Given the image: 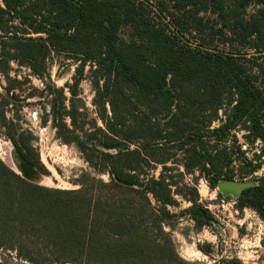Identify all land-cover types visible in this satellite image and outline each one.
Returning <instances> with one entry per match:
<instances>
[{"label":"trees","instance_id":"16d2710c","mask_svg":"<svg viewBox=\"0 0 264 264\" xmlns=\"http://www.w3.org/2000/svg\"><path fill=\"white\" fill-rule=\"evenodd\" d=\"M151 1L0 0V74L7 85L0 129L45 173L32 131L8 115L17 97L8 85L29 83L10 77L11 64L43 79L53 53L78 55L69 105L57 88L41 123L50 121L59 141L74 144L93 172H83L77 188L61 189L25 179L0 158V250L22 264H206L180 257L163 229L175 195L190 203L183 213L199 225L212 217L195 188L187 196L166 172L198 171L210 188L232 180L222 172L236 128L248 131L249 144L260 140L264 152V88L248 64L264 58V0H183L173 11ZM215 39L230 50L211 48ZM87 63L100 122L89 128L77 124L74 104ZM157 166L158 175L150 174ZM258 168L243 165L240 177ZM237 197L239 208L254 210L264 223V175ZM147 222L156 234H148ZM213 264L243 263L231 257Z\"/></svg>","mask_w":264,"mask_h":264},{"label":"rangeland","instance_id":"374dc122","mask_svg":"<svg viewBox=\"0 0 264 264\" xmlns=\"http://www.w3.org/2000/svg\"><path fill=\"white\" fill-rule=\"evenodd\" d=\"M161 1L170 11L184 5L183 0H152L151 2L158 3ZM189 9H192V6L187 5L186 10ZM254 10V4L249 3L246 11L250 13ZM121 34L128 36L130 31L124 28ZM210 45L211 48L216 47L227 51L231 48L227 41L224 42L220 39L213 40ZM249 50V52L254 53L253 50ZM79 64L80 56L78 55L67 52L53 53L48 59V68L43 79L32 76L25 67L11 64L13 71L10 73V77L21 81L27 78L29 83L24 81L22 84L11 83L8 85L17 96L9 106L11 112L8 115L16 116L17 122L22 127L32 131L35 138L33 145L46 172L42 173L27 161L37 178L41 180L25 178L23 174L18 172V166L14 160V155L17 152L2 129H0V158L11 169L29 181L49 187L73 189L78 187L83 172L91 175L93 173L74 144H64L59 141L50 121L46 125L41 123L44 114L50 111L52 102L58 98L57 88L63 89L67 99L65 104L69 105L70 95L67 92V87L73 83V78L78 75L76 68ZM248 64L256 70L260 84L264 88V58L250 59ZM90 67L87 63L82 69L78 96L74 99V104L79 108L77 124L85 126V128H89L94 119L98 125L100 124L92 103L94 92L91 84L93 76ZM4 85L6 83L0 74V92L2 93L4 91L1 86ZM246 136H248L246 129L236 128L230 132L231 144L234 137L237 143L232 149L231 161L225 163L222 174L228 175L236 182L253 184L255 179L264 175V152H261L263 146L260 140H255L249 144ZM237 147L239 148L237 149ZM257 164H259L258 169L243 178L240 177L243 165L247 170H250L253 165ZM159 172L160 166L150 170V174L154 176H157ZM180 172H183L182 167L175 166L166 174L172 176L173 180L178 183V187L187 196H191L189 189L195 188L199 206L207 208L212 216L209 222L199 225L190 214L183 213L190 203L176 195L174 196L177 203L167 207L170 215L163 217V220L167 222L163 225V229L171 235L180 257L188 261H199L206 264L217 263L222 258L231 257L239 258L243 264H264V223L259 215L248 207L239 208L237 195L223 192L218 186L210 188L206 175L200 174L198 171L194 173L183 172L179 175ZM96 177L102 181H107L106 175H97ZM183 185L187 189L183 188ZM96 187L93 185L92 189ZM151 204L156 207L154 201ZM145 227L148 234H156V229L149 222L146 223ZM0 260L3 264H22L15 258L14 254L4 253L1 250Z\"/></svg>","mask_w":264,"mask_h":264},{"label":"water","instance_id":"95a60500","mask_svg":"<svg viewBox=\"0 0 264 264\" xmlns=\"http://www.w3.org/2000/svg\"><path fill=\"white\" fill-rule=\"evenodd\" d=\"M16 154H17V156L19 158H21V160L25 161L24 159H22V157L18 153H16ZM14 160H15V163L17 165V162H16V159L15 158H14ZM18 170H19L18 172H20L21 174H23L25 178H29L20 169H18ZM251 185H252V183L236 182V181H233V180H222V181L218 182V184H217L218 188L220 190H222L223 192L231 193V194H234V195H237V196L242 192V190H244L245 188L250 187Z\"/></svg>","mask_w":264,"mask_h":264},{"label":"bare ground","instance_id":"6f19581e","mask_svg":"<svg viewBox=\"0 0 264 264\" xmlns=\"http://www.w3.org/2000/svg\"><path fill=\"white\" fill-rule=\"evenodd\" d=\"M16 162H17V166L19 167L18 169H20L29 178L33 180H41L37 178V176L33 172L32 167L29 166V164H27L25 161L21 160V158H19L18 156H16Z\"/></svg>","mask_w":264,"mask_h":264},{"label":"flooded vegetation","instance_id":"af4514ba","mask_svg":"<svg viewBox=\"0 0 264 264\" xmlns=\"http://www.w3.org/2000/svg\"><path fill=\"white\" fill-rule=\"evenodd\" d=\"M17 154L14 155V158L16 159Z\"/></svg>","mask_w":264,"mask_h":264}]
</instances>
